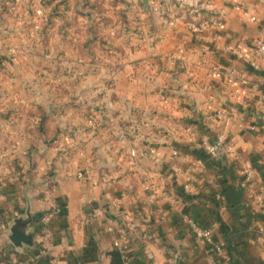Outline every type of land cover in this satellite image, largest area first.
Masks as SVG:
<instances>
[{
	"label": "crops",
	"instance_id": "crops-1",
	"mask_svg": "<svg viewBox=\"0 0 264 264\" xmlns=\"http://www.w3.org/2000/svg\"><path fill=\"white\" fill-rule=\"evenodd\" d=\"M159 1L50 0L69 12L42 39L0 7V56L20 49L0 65V225L33 234L2 236L0 264L224 263L185 214L229 264H264V0Z\"/></svg>",
	"mask_w": 264,
	"mask_h": 264
},
{
	"label": "built area",
	"instance_id": "built-area-1",
	"mask_svg": "<svg viewBox=\"0 0 264 264\" xmlns=\"http://www.w3.org/2000/svg\"><path fill=\"white\" fill-rule=\"evenodd\" d=\"M50 0H27L24 2V0H0V7L1 8H8L10 12L15 11L19 6H24L25 7V12L22 14L17 15L18 22L22 25H28V21L30 20V24L32 26V33L30 34V37L33 39H42L45 35V32L43 31V24L48 22L50 20V14L54 13L55 17H59L63 15H68L69 9L66 7H60V8H54L52 4L49 3ZM160 4H162V1H159ZM27 3V4H25ZM6 10V9H4ZM242 16L243 18H248L250 21H256L257 17L254 14H250L248 9L244 7L242 9ZM32 12V13H31ZM28 13L31 15V19L28 18ZM115 32L113 31L112 34ZM20 49L15 47V46H7L5 51H4V56H0V65H5V63H14L18 60V55H19ZM253 56L257 59L262 58L264 56V41L260 38L256 40V45L255 48L252 52ZM43 58L46 60H53L55 57L53 54L46 52L43 54ZM71 72L74 71V69L78 68L80 65L84 64L86 61L83 57L79 56L76 57L75 59L71 60ZM2 63V64H1ZM254 66H258L256 62L252 63ZM217 113L221 116L224 117L225 123L227 125L230 124V116L227 114V111L225 109L218 110ZM218 145L214 144L210 147V150L212 153L216 154L218 151ZM176 153V152H175ZM0 156H5L4 153L0 154ZM244 173L247 174L248 177H251L253 172L252 169L247 167L244 169ZM87 177V174L85 171L80 170L77 172V178L80 179H85ZM95 184L97 182H94ZM172 201H175L172 199ZM129 218V217H128ZM49 215H44L42 217V225L40 227L41 229V237L44 242L48 241L50 237V231L48 229V222H49ZM184 221L186 222L188 228L196 234V236L199 239H204L209 243H212L215 247V251L217 256L222 258L224 260V263L222 264H229L231 262V255L228 253L226 250V242L225 241H216L214 240L212 234L207 230L202 228L196 219L192 217L189 214L184 215ZM128 225L132 228L136 227L135 221L131 220L129 218ZM262 228H260L261 230ZM10 234V227L8 224H1L0 225V245L2 241V236L4 235H9ZM123 258H124V263L125 264H130L129 263V256L124 252L123 253ZM14 262H18L19 264H26L27 261L29 262H34L35 258L31 257L28 258L27 260H18L17 257L13 258Z\"/></svg>",
	"mask_w": 264,
	"mask_h": 264
},
{
	"label": "water",
	"instance_id": "water-1",
	"mask_svg": "<svg viewBox=\"0 0 264 264\" xmlns=\"http://www.w3.org/2000/svg\"><path fill=\"white\" fill-rule=\"evenodd\" d=\"M160 1L164 2L165 0ZM30 221V216L13 218L10 225L9 238L16 246H22L23 244L31 245L33 243V234L27 232Z\"/></svg>",
	"mask_w": 264,
	"mask_h": 264
},
{
	"label": "rangeland",
	"instance_id": "rangeland-1",
	"mask_svg": "<svg viewBox=\"0 0 264 264\" xmlns=\"http://www.w3.org/2000/svg\"><path fill=\"white\" fill-rule=\"evenodd\" d=\"M90 5V4H89Z\"/></svg>",
	"mask_w": 264,
	"mask_h": 264
}]
</instances>
